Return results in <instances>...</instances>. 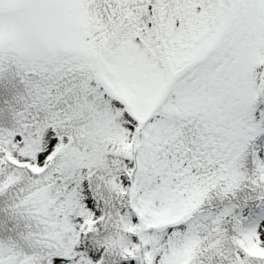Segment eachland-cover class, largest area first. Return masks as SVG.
<instances>
[{
	"label": "snow or ice",
	"instance_id": "6c2138e0",
	"mask_svg": "<svg viewBox=\"0 0 264 264\" xmlns=\"http://www.w3.org/2000/svg\"><path fill=\"white\" fill-rule=\"evenodd\" d=\"M0 264H264V0H0Z\"/></svg>",
	"mask_w": 264,
	"mask_h": 264
}]
</instances>
